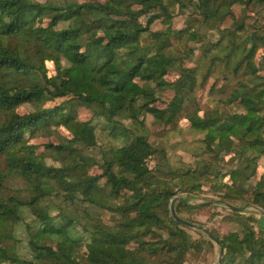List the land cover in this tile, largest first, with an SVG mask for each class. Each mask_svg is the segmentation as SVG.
<instances>
[{
  "label": "trees",
  "instance_id": "1",
  "mask_svg": "<svg viewBox=\"0 0 264 264\" xmlns=\"http://www.w3.org/2000/svg\"><path fill=\"white\" fill-rule=\"evenodd\" d=\"M246 7L264 12V0H0V73L17 75L15 85L0 87V264H183L212 241L177 223L169 202L206 183L223 201L248 193L246 201L264 210V179L255 178L264 155V25L248 30ZM176 8L185 15L181 28L172 26ZM156 20L162 28L151 29ZM202 25L218 37L207 38ZM189 42H200L195 59ZM24 104L33 109L18 111ZM80 108L91 116L81 118ZM181 119L200 134L202 150L192 164L174 166L150 136ZM59 126L69 135L38 152L31 140ZM97 130L110 144L102 147ZM50 157L58 165L46 163ZM8 177L25 182L26 197L2 196ZM53 192L79 202L82 215L60 207L53 215L46 202ZM206 206L179 200L176 211ZM22 208L36 217L27 224L28 258L7 244ZM102 209L115 215L112 223ZM230 213L240 229L221 237L208 229L223 248L219 264H264L263 231L251 215Z\"/></svg>",
  "mask_w": 264,
  "mask_h": 264
},
{
  "label": "rangeland",
  "instance_id": "2",
  "mask_svg": "<svg viewBox=\"0 0 264 264\" xmlns=\"http://www.w3.org/2000/svg\"><path fill=\"white\" fill-rule=\"evenodd\" d=\"M38 1H46V0H38ZM81 1V0H76ZM241 5H234L233 9L236 12L237 15H239V11L241 10ZM246 7L245 9H247ZM242 12V11H241ZM248 17H246V23H248V30L251 29L250 25L256 26V24L264 25V12L260 9H247ZM256 18V19H255ZM143 23H145L146 18L141 17L140 19ZM184 20L185 15L178 12V9L176 8L174 10L173 16H172V26L174 28H181L184 26ZM256 20L257 22L253 24V21ZM231 26V19H227L226 22H224L223 27ZM151 29H160L162 28V23L159 20L154 21L151 24ZM253 29V28H252ZM199 32H205L207 31L206 37L208 38V34H210V38L212 40H215L218 37V32L214 29H210L207 27V25L202 27H198L197 29ZM139 41H132L130 43V47H133L137 45ZM191 45H194L195 48V56L194 59L197 57L199 53V45L200 42H189ZM8 44L11 46H14L16 44V41L13 39H8ZM263 52V47H258L253 62L259 63L260 61V54ZM192 63H187V65H191ZM47 67L49 68V72L51 73L53 70V66L50 62L46 63ZM218 70L221 69L223 71L222 64H218ZM262 66H264V61L262 63ZM17 83V75L15 72H6V73H0V87L1 88H9ZM206 98L203 99V101ZM60 99L53 100V101H44L41 103V105L44 106H52L57 104ZM213 104H207L203 103L204 108H208ZM231 110L236 109L234 106H229ZM18 111H27L32 110L33 107L30 104H24L17 108ZM79 114L81 118H89L91 116V112L88 109L80 108ZM3 116L0 115V122H2ZM57 132L55 134H40L37 137H34L31 142L36 144V150L38 152H43V154H46L47 151L44 149V146L42 143L47 141H52L53 143H57L58 137L57 134L60 135H69L70 128H66L63 126H59V128L56 129ZM98 135V141L103 146H106L110 144L109 141L104 139L100 133L99 130H97ZM200 137V134L197 132L190 130L188 128V122L185 119H181L178 123V128L170 131L166 134H163L160 138L156 137V134H153L150 136V140L160 144L161 146L165 147L167 149L168 157L171 163L175 165L180 164H192L193 158L192 155L195 152H200L201 149V143L198 142V139ZM99 150L94 151V155L97 157L99 156L98 153ZM46 163L48 164H54L58 165V162L53 161V159L47 158ZM148 166L152 167L154 164L153 158H150L147 162ZM5 167V161L4 156L0 157V170H4ZM90 172H95V168H89ZM256 179H264V155H262L258 160V166H257V173L255 175ZM223 179H226V176L223 177ZM211 183H206L202 186V189L199 191H196L193 194H187L185 192H179L175 194L174 196H178L179 198L174 202V209L176 211V203L179 200H185L187 204L193 205L196 203H205L208 206L204 207L203 209L199 211H191L188 209H181L179 212L176 211V213L191 222H194L197 225H200L201 227L211 229L213 230L219 237L223 236L230 230H238L240 229V224L238 221L234 218L233 215L230 213V209L224 205V202L231 203L232 205H236L241 208L242 214L251 215L255 220H253L252 225L255 228V231L259 235H264V216L262 213L257 209L259 207L254 206L250 203H248L246 200L249 197L248 193L244 194L241 197H234L231 198L229 201H223L220 198V193L214 192L213 187H210ZM27 190L25 182L18 178V177H8L5 181L3 190H2V196L4 198L8 196H20V197H26ZM173 196V197H174ZM172 197V198H173ZM171 198V199H172ZM78 199V198H77ZM170 199V200H171ZM121 200H119L120 202ZM46 202L50 206V212L55 215L56 211L53 209V207H60V211L63 213H67L68 215L72 216H79L82 215L83 210L80 206L79 202L77 201H70L68 199H65L64 194H59L58 192H53L52 194L47 195ZM246 202V203H245ZM44 203V202H43ZM170 207V202H169ZM22 219L19 223L15 224L13 227V237L8 239L7 244L12 246V248L15 250V252L21 257V258H28L29 256V248H28V239L29 234L27 232V224H35L36 223V217L31 214V212L27 208H22ZM100 216L103 221L107 223H112L115 220V215L112 214L111 211L102 209L100 210ZM37 228V227H36ZM80 228V227H79ZM78 228V229H79ZM186 230L194 237V238H204L209 239L207 235L201 230L197 228H191L187 227ZM263 231V233L261 232ZM262 233V234H261ZM210 240V239H209ZM220 247L215 242L212 241V244H206L202 243V245L199 248L193 249L188 252L186 256V260L183 264H214L217 262L219 257Z\"/></svg>",
  "mask_w": 264,
  "mask_h": 264
},
{
  "label": "water",
  "instance_id": "3",
  "mask_svg": "<svg viewBox=\"0 0 264 264\" xmlns=\"http://www.w3.org/2000/svg\"><path fill=\"white\" fill-rule=\"evenodd\" d=\"M179 197L178 196H174L171 200H170V214L172 216V218L177 222V223H180L186 227H191V228H197V229H201L206 235L207 237L215 242L217 245H219L220 247V252H219V257H218V260L216 263L214 264H219L221 262V259H222V254H223V248L221 246V243H220V240L214 236L207 228H204V227H201L191 221H188L182 217H180L175 209H174V202L178 199ZM224 205L226 207H228L230 210H236V211H241V208L238 207V206H235V205H232L231 203H228V202H224ZM261 213L262 215L264 216V210L261 209V208H257Z\"/></svg>",
  "mask_w": 264,
  "mask_h": 264
}]
</instances>
